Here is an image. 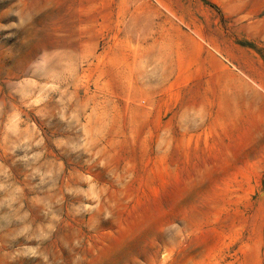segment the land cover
<instances>
[{"label":"rangeland","instance_id":"obj_1","mask_svg":"<svg viewBox=\"0 0 264 264\" xmlns=\"http://www.w3.org/2000/svg\"><path fill=\"white\" fill-rule=\"evenodd\" d=\"M0 264H264V0H0Z\"/></svg>","mask_w":264,"mask_h":264}]
</instances>
